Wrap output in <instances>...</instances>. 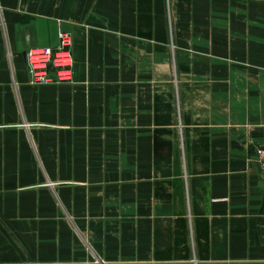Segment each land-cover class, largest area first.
I'll list each match as a JSON object with an SVG mask.
<instances>
[{
	"label": "crops",
	"instance_id": "1",
	"mask_svg": "<svg viewBox=\"0 0 264 264\" xmlns=\"http://www.w3.org/2000/svg\"><path fill=\"white\" fill-rule=\"evenodd\" d=\"M263 137L264 0H0V264H264Z\"/></svg>",
	"mask_w": 264,
	"mask_h": 264
},
{
	"label": "built area",
	"instance_id": "2",
	"mask_svg": "<svg viewBox=\"0 0 264 264\" xmlns=\"http://www.w3.org/2000/svg\"><path fill=\"white\" fill-rule=\"evenodd\" d=\"M57 37L58 45L55 47L35 46L25 51V63L31 84L72 79V36L67 31L58 30ZM257 161L264 172V137L257 150Z\"/></svg>",
	"mask_w": 264,
	"mask_h": 264
},
{
	"label": "water",
	"instance_id": "3",
	"mask_svg": "<svg viewBox=\"0 0 264 264\" xmlns=\"http://www.w3.org/2000/svg\"><path fill=\"white\" fill-rule=\"evenodd\" d=\"M262 173L264 174V172L262 171Z\"/></svg>",
	"mask_w": 264,
	"mask_h": 264
}]
</instances>
